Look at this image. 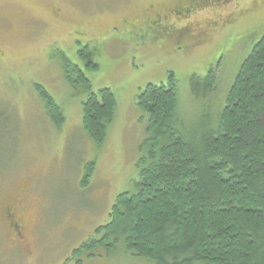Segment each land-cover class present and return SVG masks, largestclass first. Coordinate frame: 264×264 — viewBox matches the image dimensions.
<instances>
[{"label": "rangeland", "instance_id": "obj_1", "mask_svg": "<svg viewBox=\"0 0 264 264\" xmlns=\"http://www.w3.org/2000/svg\"><path fill=\"white\" fill-rule=\"evenodd\" d=\"M187 2L0 0V200L13 204L23 195L28 220L26 243L20 247L8 243L0 225V264H152L123 245L111 254L99 250L95 258L84 251L74 257L110 221L117 197L133 191L139 180L149 117L136 98L173 73L182 121L191 129L200 114L191 77L203 78L221 63L219 92L212 99V109L218 110L264 35V0H221L193 14L189 31L156 40L155 28L144 25L146 18L156 12L170 16ZM85 47L93 52L90 66L78 57ZM70 65L90 81L91 93L110 89L116 96L101 145L83 128V105L90 94L77 75L67 81ZM40 86L60 108V126L49 117Z\"/></svg>", "mask_w": 264, "mask_h": 264}, {"label": "trees", "instance_id": "obj_2", "mask_svg": "<svg viewBox=\"0 0 264 264\" xmlns=\"http://www.w3.org/2000/svg\"><path fill=\"white\" fill-rule=\"evenodd\" d=\"M78 57L92 65L89 47ZM220 67L190 79L200 105L199 123L191 129L182 121L173 73L137 96L136 105L149 117L139 180L133 191L117 197L110 221L74 257L84 251L95 258L99 250L111 254L123 245L152 264H264V35L214 111ZM73 74L90 94L83 105V128L101 145L116 96L110 89L91 93L92 84L79 69L66 66L67 81ZM37 92L60 126L58 105L43 87ZM88 182L89 177L83 186Z\"/></svg>", "mask_w": 264, "mask_h": 264}, {"label": "flooded vegetation", "instance_id": "obj_3", "mask_svg": "<svg viewBox=\"0 0 264 264\" xmlns=\"http://www.w3.org/2000/svg\"><path fill=\"white\" fill-rule=\"evenodd\" d=\"M220 1L221 0H188L187 4L175 7L172 14L169 13L170 16H166V14L159 12L154 13L152 17L146 18L144 25L146 27L151 26L155 28L154 38H157L156 40H162L164 37H177V35L189 31L188 27H192L190 19L193 18V14L198 13L207 2H209L211 6H215L217 2L219 4ZM172 16L175 17L170 18ZM20 196L21 197H18L13 204H9L4 199L0 200V225L6 230L8 243L16 247H20L19 245H24L26 243L28 231L27 215L24 214L25 199L23 195Z\"/></svg>", "mask_w": 264, "mask_h": 264}]
</instances>
